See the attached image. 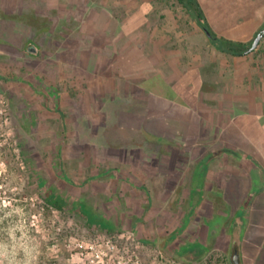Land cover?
Instances as JSON below:
<instances>
[{"label": "rangeland", "instance_id": "rangeland-1", "mask_svg": "<svg viewBox=\"0 0 264 264\" xmlns=\"http://www.w3.org/2000/svg\"><path fill=\"white\" fill-rule=\"evenodd\" d=\"M198 1L226 39L264 31V0ZM158 49L226 59L177 0H0V264H86L107 241L145 262L234 264L204 233L211 251H183L199 144L181 107L151 113Z\"/></svg>", "mask_w": 264, "mask_h": 264}, {"label": "crops", "instance_id": "crops-1", "mask_svg": "<svg viewBox=\"0 0 264 264\" xmlns=\"http://www.w3.org/2000/svg\"><path fill=\"white\" fill-rule=\"evenodd\" d=\"M148 10L137 13L126 32L143 31ZM228 39L245 43L250 38ZM256 52L235 56L216 50L226 59L211 63L200 49L193 56L183 49H158L151 55L152 74L141 78L151 92V113L163 119L171 106L181 107L191 115L194 130L185 136L198 138V172L182 179L178 192L188 204L185 217L191 219L183 246L190 257L211 251V243L200 239L204 233L240 264H264V53L257 60ZM196 218L198 228H192Z\"/></svg>", "mask_w": 264, "mask_h": 264}, {"label": "trees", "instance_id": "trees-1", "mask_svg": "<svg viewBox=\"0 0 264 264\" xmlns=\"http://www.w3.org/2000/svg\"><path fill=\"white\" fill-rule=\"evenodd\" d=\"M186 11L192 16L195 22L201 27L209 36L211 43L220 51L235 56H245L255 51L256 48L248 46L246 43L235 42L224 37H220L218 34L212 31L208 18L198 0H177ZM259 35L264 38V31H261ZM237 258L235 257L233 263L236 264ZM239 261V259H238Z\"/></svg>", "mask_w": 264, "mask_h": 264}, {"label": "built area", "instance_id": "built-area-1", "mask_svg": "<svg viewBox=\"0 0 264 264\" xmlns=\"http://www.w3.org/2000/svg\"><path fill=\"white\" fill-rule=\"evenodd\" d=\"M89 249L93 255L90 259H87L86 264H161L159 261L145 262L139 257L127 258L116 256L117 248L112 241L92 244Z\"/></svg>", "mask_w": 264, "mask_h": 264}, {"label": "water", "instance_id": "water-1", "mask_svg": "<svg viewBox=\"0 0 264 264\" xmlns=\"http://www.w3.org/2000/svg\"><path fill=\"white\" fill-rule=\"evenodd\" d=\"M262 39H263V36H262V35H259V36L257 37L256 42H255V44H254L253 47L256 48V47L259 45V43L261 42ZM236 258H237V257H236ZM236 264H240L239 261H238V258H237Z\"/></svg>", "mask_w": 264, "mask_h": 264}]
</instances>
